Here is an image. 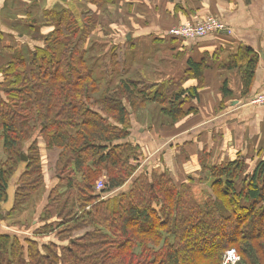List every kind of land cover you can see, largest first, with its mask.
Returning <instances> with one entry per match:
<instances>
[{
	"label": "trees",
	"instance_id": "trees-1",
	"mask_svg": "<svg viewBox=\"0 0 264 264\" xmlns=\"http://www.w3.org/2000/svg\"><path fill=\"white\" fill-rule=\"evenodd\" d=\"M115 1L90 2L100 10ZM44 16L54 28L42 46L1 51L8 59L0 63V207L15 173L11 213L43 188L41 146L59 151V182L44 195L28 234L17 227L0 233V264H221L230 248L238 264H264V161L207 167L203 159L202 173L212 181L201 205L192 180L150 169L132 138L136 110L155 103L175 125L192 113L183 106L197 98V88L100 82L85 58L96 28L92 12ZM254 67L248 60L245 89ZM223 95L229 96L225 87ZM102 175L107 180L97 190ZM61 182L64 193L57 191ZM51 234L55 240L41 238Z\"/></svg>",
	"mask_w": 264,
	"mask_h": 264
},
{
	"label": "crops",
	"instance_id": "crops-1",
	"mask_svg": "<svg viewBox=\"0 0 264 264\" xmlns=\"http://www.w3.org/2000/svg\"><path fill=\"white\" fill-rule=\"evenodd\" d=\"M90 1L0 0V63L8 59L1 54L4 49L24 53L43 45L42 37L54 28L45 20V11L92 12L96 28L86 45V61L97 64L93 54L97 43L106 66L121 67L111 79L102 81L113 86L129 79L146 85L164 82L197 88V98L183 106L184 110L193 108L192 113L175 125H169L166 117L147 120L150 113L135 111L136 125L140 121L143 128L152 125L147 130L149 139L155 134L163 137L145 158L150 169L165 170L181 182L200 177L203 159L213 166L235 159L249 167L264 161V106L249 103L264 92V0H116L100 10ZM207 16L217 18L225 28L193 41L168 36L172 26ZM248 60L255 67L245 89ZM192 67L199 68L196 75ZM223 87L229 96L223 95ZM1 143L0 162L4 160ZM161 153L155 162L150 161ZM10 205L9 199L0 207V233L18 232L4 218Z\"/></svg>",
	"mask_w": 264,
	"mask_h": 264
},
{
	"label": "rangeland",
	"instance_id": "rangeland-1",
	"mask_svg": "<svg viewBox=\"0 0 264 264\" xmlns=\"http://www.w3.org/2000/svg\"><path fill=\"white\" fill-rule=\"evenodd\" d=\"M97 48L93 47V54L95 56L96 62L94 61H87V64L90 68H94V78L98 81H102L103 79H111L113 77V74L116 72H119L121 67L116 66V67H108L105 64V57L101 56L103 55V49H100L98 47V44L96 43ZM151 47V45H150ZM152 47L149 51H152ZM98 66V67H97ZM98 68V69H97ZM144 112L150 113V115H146V119L149 120L150 118H152L153 121L157 120L158 116L161 117H165L161 111H159V108L157 105L154 104H150L148 106L147 109H143ZM137 114H141V110L137 112ZM143 120V119H142ZM141 125L138 126H134V129L132 130V138L134 141V138L137 139L138 144L141 146L142 149H140V153L142 155V159H145L146 156L149 155V153H153L154 148L156 146V144H159L161 142L160 137H156V134L154 135L153 140L149 139L148 136V132L150 130H152V125L150 124L148 127L143 128L144 125L143 121L139 122ZM139 130V134L138 131ZM149 130V131H147ZM2 144V143H1ZM143 146V147H142ZM41 156H42V162H43V171H44V186L43 188L37 192L36 194L32 195L29 202L27 204H25L23 207H21L19 210L17 211H12L11 213V208L13 205V197H14V193L16 190V185H17V181H18V174L19 173H15V175L13 174L9 183H8V188H7V194H8V200L10 199L11 201V205L9 206L8 210L6 211V217L5 219H8L7 221H9V225L13 226V227H17L19 230H23V231H29L30 230V226L32 224V222L35 220V215L37 214V212L39 211V207L41 206V203L43 202L44 199V195L46 194V192L51 188L54 187L55 185H57V183L59 182L56 178V175L58 172H56V160H57V156L59 151H48L46 149H44L43 146H41ZM3 152V150H2ZM4 155V154H3ZM161 154H154L153 157L150 159L151 162H155ZM141 159V161H142ZM3 161V160H1ZM206 163H208L206 161ZM213 165H216L214 163H211L209 165H207V167H214ZM206 175L207 172L206 171H201V175L198 179L196 180H192L190 183V186L192 188V194L194 199L199 202L201 205L204 204V198L206 195L209 194H205V193H209L208 191L209 189V185L211 184L212 178L209 176H202ZM185 178V177H184ZM107 178L105 175H102L98 181H103L104 183L106 182ZM182 180V179H181ZM187 181H189L188 179H186ZM184 180V181H186ZM65 182H61L58 184V190L61 193L65 192ZM187 185V184H186ZM7 200V201H8ZM51 208V207H50ZM53 209H51V213L53 214ZM10 211V213H8ZM74 213L80 214V210H75ZM41 216V214H40ZM51 219L50 220L52 222L56 221V217L54 220L53 215H51ZM41 223V219L40 217L37 219V224ZM82 232V231H81ZM78 232V233H81ZM42 239L46 240V241H50V240H55V234H51L50 236H44L41 237ZM239 255V254H238Z\"/></svg>",
	"mask_w": 264,
	"mask_h": 264
},
{
	"label": "built area",
	"instance_id": "built-area-1",
	"mask_svg": "<svg viewBox=\"0 0 264 264\" xmlns=\"http://www.w3.org/2000/svg\"><path fill=\"white\" fill-rule=\"evenodd\" d=\"M225 26L215 17L207 16L198 22L186 21L169 29L168 35L181 41H193L203 38L211 33H216L224 29ZM249 103L254 106H264V92L257 94L250 99ZM103 181L96 183V189L103 188ZM240 257L235 249H227L221 258V264H238Z\"/></svg>",
	"mask_w": 264,
	"mask_h": 264
},
{
	"label": "water",
	"instance_id": "water-1",
	"mask_svg": "<svg viewBox=\"0 0 264 264\" xmlns=\"http://www.w3.org/2000/svg\"><path fill=\"white\" fill-rule=\"evenodd\" d=\"M129 39V36L127 37ZM22 161H25L26 158L24 156L21 157ZM0 219H2V215L0 214Z\"/></svg>",
	"mask_w": 264,
	"mask_h": 264
}]
</instances>
